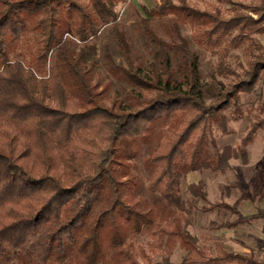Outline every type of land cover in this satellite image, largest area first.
I'll return each mask as SVG.
<instances>
[{
    "label": "trees",
    "instance_id": "16d2710c",
    "mask_svg": "<svg viewBox=\"0 0 264 264\" xmlns=\"http://www.w3.org/2000/svg\"><path fill=\"white\" fill-rule=\"evenodd\" d=\"M126 2L0 0V264H155L152 254L162 248L164 263L176 264L175 243L186 250L177 264H264L222 243L214 255L201 249L183 221L179 192L189 171L225 173L231 157L246 162L245 147L264 125L254 120L239 145L219 149L212 141L209 150L212 124L227 131L225 111L240 114V94L264 72V47L252 38L264 32V0L250 9L256 17L240 10L223 17L224 3L247 10L237 0L141 5L137 22L152 44L146 65L118 21L116 7ZM164 16H172L176 40L153 29L152 20ZM179 22L217 54L207 82ZM108 25L126 61H114L104 47L108 74L124 85L121 99L109 82L94 79L101 68L95 40ZM244 41L258 52L231 65L230 50ZM140 156L150 196L139 199L131 194L139 188L132 169ZM202 187L190 185L205 199ZM205 208L236 215L220 227L264 218V211L241 213L237 202ZM141 232L150 252L128 238Z\"/></svg>",
    "mask_w": 264,
    "mask_h": 264
},
{
    "label": "rangeland",
    "instance_id": "374dc122",
    "mask_svg": "<svg viewBox=\"0 0 264 264\" xmlns=\"http://www.w3.org/2000/svg\"><path fill=\"white\" fill-rule=\"evenodd\" d=\"M161 0H127L120 3L116 9L118 21L124 28L127 38L131 43L132 51L144 63L152 60V44L148 42L140 31L137 18L141 12V5L153 6ZM176 1V0H173ZM198 7H206L213 0H189ZM248 6L247 10L235 4H221L222 16L228 17L234 10L248 12L256 17L258 14L252 11L259 0H237ZM172 16L156 17L151 25L155 32L166 40H176L177 37L170 26ZM181 34L188 40L189 46L198 57L200 80L202 83L210 80V73L214 69L217 54L210 49L198 44L193 39V28L187 22H179ZM252 38L256 43L264 47V32L253 33ZM100 59V71L94 72V79L101 83H110V90L115 94L116 99L122 98L123 84L110 76L104 65V47L106 46L116 62L125 64L119 47L116 44L111 26H104L99 37L95 40ZM258 49L253 46L247 47V41L238 47L230 50L227 62L235 65L237 61L246 64V61L257 53ZM241 70L240 67H236ZM128 87V86H126ZM109 104L110 101L106 100ZM241 113L235 114L230 109L226 110L227 131H222L215 123L212 124L208 133V147L214 152L212 141L219 149L224 144L231 146L239 145L241 138L250 128L251 122L264 118V72L255 86L248 92L240 94ZM247 161L243 162L240 157H231L229 164L231 171L221 173L212 169H197L189 171L181 176L180 196L184 202L182 212L186 228L197 238L201 249L208 254H215V244L222 243L226 250L251 255L258 262L264 263V218H255L245 223L230 227H220V223L235 220L236 215L227 209L205 208L210 204L223 201L226 203L237 202L238 210L243 214H250L257 211H264V125L258 127L253 135L252 141L245 147ZM136 167L132 169L135 181L139 188L131 195L135 198L149 197L147 170L143 166V156L134 160ZM201 182L206 193L205 199L195 194L190 185ZM244 191L247 197H241ZM135 246H142L147 249L150 237L144 232L130 234L128 237ZM166 254L164 248L152 254V261L155 264H165L163 256ZM186 254V250L178 243L173 245L170 253V260L178 263ZM142 261V260H141ZM245 264V263H233Z\"/></svg>",
    "mask_w": 264,
    "mask_h": 264
},
{
    "label": "crops",
    "instance_id": "0c3cea01",
    "mask_svg": "<svg viewBox=\"0 0 264 264\" xmlns=\"http://www.w3.org/2000/svg\"><path fill=\"white\" fill-rule=\"evenodd\" d=\"M231 264H233V263H231Z\"/></svg>",
    "mask_w": 264,
    "mask_h": 264
}]
</instances>
